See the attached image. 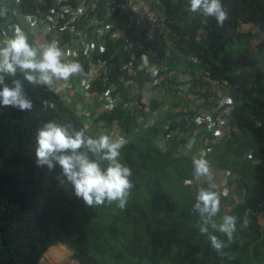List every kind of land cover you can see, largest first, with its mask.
<instances>
[{
	"label": "trees",
	"instance_id": "trees-1",
	"mask_svg": "<svg viewBox=\"0 0 264 264\" xmlns=\"http://www.w3.org/2000/svg\"><path fill=\"white\" fill-rule=\"evenodd\" d=\"M157 1L172 39L170 69L191 76L206 71L225 82L234 104L227 134L216 144L208 142V150L204 139L210 131L201 126L194 145L181 155L180 144L188 140L181 132L189 123L176 118L179 110L162 114V123L135 134L136 116L119 108L102 112L88 127L86 115L61 93L25 84L32 111L0 108V264H42V254L58 243L71 249L80 264H264V0H221L228 12L222 27L214 18L191 13L187 0ZM163 34L156 43H164ZM162 58L158 60L164 62ZM179 74L161 82V101L189 107L188 99L176 98ZM44 101L53 102L55 109L46 108ZM48 120L70 123L91 136L106 133L128 141L120 160L132 169L134 187L124 210L115 203L86 206L69 184L60 183L58 165L53 170L36 165V129ZM168 121L167 129L163 123ZM197 148L206 149L205 158L217 171L235 172L244 189L243 199L231 208L221 197V215L240 218L222 255L199 233L192 212L201 187L192 168Z\"/></svg>",
	"mask_w": 264,
	"mask_h": 264
},
{
	"label": "built area",
	"instance_id": "built-area-1",
	"mask_svg": "<svg viewBox=\"0 0 264 264\" xmlns=\"http://www.w3.org/2000/svg\"><path fill=\"white\" fill-rule=\"evenodd\" d=\"M161 9L157 0H0V17H7L5 26H0V43L5 32L12 34L13 25L23 28L30 42L56 40L65 52L64 59L78 61L83 71L50 88L61 93L67 103L77 105L78 111L86 115L88 127L102 112L116 108L138 114L142 128L151 127L158 112L179 110L176 118L189 123V128L181 132L188 140L180 144L179 154L188 153L201 126L210 131L204 139L209 150L208 142L216 144L227 134L234 104L225 82L206 71L191 76L180 68L170 69L172 39L165 16L159 13ZM161 31L165 46L156 43L162 42L158 37ZM160 56L164 62L158 60ZM189 58L196 61L194 56ZM177 72L176 98H189V107H172L166 102L157 106L156 101L160 102L165 94L161 82ZM189 85L194 87L192 92ZM163 126L170 128L169 121ZM113 131L117 134L119 129L114 126ZM205 150L194 149L193 157ZM212 170L217 179V169L212 166ZM226 180L230 183L223 181L219 192L226 193L221 197H234V201L226 202L231 208L243 199L244 190L235 172L226 173ZM196 182L202 187L206 181Z\"/></svg>",
	"mask_w": 264,
	"mask_h": 264
},
{
	"label": "clouds",
	"instance_id": "clouds-1",
	"mask_svg": "<svg viewBox=\"0 0 264 264\" xmlns=\"http://www.w3.org/2000/svg\"><path fill=\"white\" fill-rule=\"evenodd\" d=\"M187 7L193 14L214 18L221 27L228 19L221 0H187ZM64 57L65 52L56 40L30 42L25 30L13 25L12 34L5 32L0 43V108L30 112L34 104L25 84L34 88L51 87L83 71L78 61H66ZM44 106L56 107L51 101H44ZM34 141L36 165L49 170L58 165L60 183L69 184L75 197L86 206L93 208L115 203L121 210L126 208L134 185L130 179L132 169L120 160L121 149L128 143L123 136L113 138L106 133L91 136L70 123L48 120L36 129ZM205 156L206 153L201 152L192 159L194 178L207 182V187L196 191L192 212L198 217L199 233L207 238L218 255H222L233 241L240 218L229 213L221 215V196L226 193L216 190L212 165ZM214 233L222 234L226 240Z\"/></svg>",
	"mask_w": 264,
	"mask_h": 264
},
{
	"label": "rangeland",
	"instance_id": "rangeland-1",
	"mask_svg": "<svg viewBox=\"0 0 264 264\" xmlns=\"http://www.w3.org/2000/svg\"><path fill=\"white\" fill-rule=\"evenodd\" d=\"M242 29L247 30L248 27L242 26ZM254 42L255 41H252L253 44H254ZM160 144H162V142ZM223 181L227 182L226 173L221 171V170H218L217 171V179L215 180L216 187L217 186H218V188H221L222 186L224 187ZM227 183H230V182H227ZM62 246L66 250L52 247L49 250V252H46L44 257H42L41 263L42 264H79V262L75 258L72 257L73 251L71 249H68L63 244H57L56 247H62Z\"/></svg>",
	"mask_w": 264,
	"mask_h": 264
},
{
	"label": "crops",
	"instance_id": "crops-1",
	"mask_svg": "<svg viewBox=\"0 0 264 264\" xmlns=\"http://www.w3.org/2000/svg\"><path fill=\"white\" fill-rule=\"evenodd\" d=\"M6 22H7V17L5 16L4 18H2V17H0V26H5V24H6ZM190 92H192V91H190ZM165 96V94L163 95V97ZM162 97V98H163ZM188 99V101H189V98H186V99H181V101H184V100H187ZM164 102H166V103H168L169 105L171 104L170 102H169V100L168 99H166V100H163V101H160V103H164ZM159 102H156V105L158 104ZM181 104H183V102L181 103ZM159 105V104H158ZM157 105V106H158ZM157 106H156V109H157ZM167 113H169L168 111L167 112H162V113H159L158 112V117H157V119L155 120V122H154V124L156 123V122H160L159 120H160V116L162 115V114H167ZM135 116H136V119H135V121H136V123H137V126L134 128V130H133V133L135 134L136 132H141V123H140V121L138 120V114H135V113H133ZM160 123H162V122H160ZM162 141H158L157 143H158V145H162V144H160ZM216 168V167H215ZM226 173V172H225ZM228 173V172H227ZM216 180V179H215ZM230 186H231V184H229V188H230ZM216 188H218V186L216 187ZM218 189H220V188H218ZM233 189V188H232ZM244 190V189H243ZM244 196V195H243ZM227 200L228 201H234V197L230 194V195H228L227 197ZM229 208V207H228Z\"/></svg>",
	"mask_w": 264,
	"mask_h": 264
},
{
	"label": "water",
	"instance_id": "water-1",
	"mask_svg": "<svg viewBox=\"0 0 264 264\" xmlns=\"http://www.w3.org/2000/svg\"><path fill=\"white\" fill-rule=\"evenodd\" d=\"M58 244H61V243H58ZM54 246H57V244L55 245H51L50 247H48V249L42 254V257H44V255L46 254V252L51 248V247H54ZM41 257V259H42ZM80 264V263H79Z\"/></svg>",
	"mask_w": 264,
	"mask_h": 264
},
{
	"label": "bare ground",
	"instance_id": "bare-ground-1",
	"mask_svg": "<svg viewBox=\"0 0 264 264\" xmlns=\"http://www.w3.org/2000/svg\"><path fill=\"white\" fill-rule=\"evenodd\" d=\"M54 247H55V246H54ZM51 248H52V247H51ZM51 248H50V249H51ZM50 249H49V250H50ZM49 250H48L47 252H49Z\"/></svg>",
	"mask_w": 264,
	"mask_h": 264
}]
</instances>
